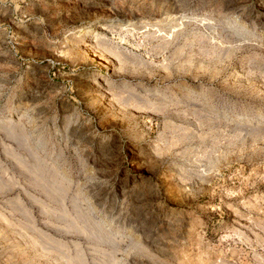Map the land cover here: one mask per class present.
<instances>
[{
  "label": "rangeland",
  "instance_id": "374dc122",
  "mask_svg": "<svg viewBox=\"0 0 264 264\" xmlns=\"http://www.w3.org/2000/svg\"><path fill=\"white\" fill-rule=\"evenodd\" d=\"M0 264H264V0H0Z\"/></svg>",
  "mask_w": 264,
  "mask_h": 264
},
{
  "label": "bare ground",
  "instance_id": "6f19581e",
  "mask_svg": "<svg viewBox=\"0 0 264 264\" xmlns=\"http://www.w3.org/2000/svg\"><path fill=\"white\" fill-rule=\"evenodd\" d=\"M87 41V40H86ZM102 229V228H101Z\"/></svg>",
  "mask_w": 264,
  "mask_h": 264
}]
</instances>
